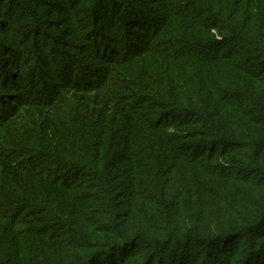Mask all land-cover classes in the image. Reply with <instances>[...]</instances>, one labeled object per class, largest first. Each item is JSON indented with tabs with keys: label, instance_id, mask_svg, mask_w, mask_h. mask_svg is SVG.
<instances>
[{
	"label": "rangeland",
	"instance_id": "374dc122",
	"mask_svg": "<svg viewBox=\"0 0 264 264\" xmlns=\"http://www.w3.org/2000/svg\"><path fill=\"white\" fill-rule=\"evenodd\" d=\"M2 1V11L27 57L44 40H36L34 34L41 37L49 25L40 21L47 14L40 11V6L51 0ZM175 3L169 6L173 11L181 6L182 13L188 12L189 15L182 16L184 21L196 17L203 24L200 26L221 28L212 31L215 38L207 42L206 32L193 20L196 24L188 35L195 41L193 44H198L196 52L200 57L213 63H205L210 64L206 67L195 61L198 59L182 62L177 57L166 78L170 75L178 79V88L166 79L165 93L160 95L168 105L144 102L151 112H142L143 115L165 129L166 144L140 141L134 145L131 157L119 149L108 150L102 156L91 153L87 142L91 141L93 146L97 140L94 115L99 103L87 106L70 95L59 113L60 125L73 138L69 149L41 152L40 160L25 156L36 154L31 146L33 133L24 129L35 131L36 124L30 121L13 125L17 134L2 145L18 161L24 159L30 165H41L54 171L58 179L74 181L89 175L91 184L96 182L97 187H102L103 193L97 190L92 194L106 201L97 214L80 220L73 215L66 219L53 212L42 218L49 221L48 234H66L61 241L67 254L78 262L87 259L83 264H264V85L255 81L258 79L255 69L246 70L250 77L235 68L232 60L236 53L225 54L237 49V41L229 35L234 32L245 41V50H238L254 59L257 53L251 48L264 49V30L260 27L264 17L253 18L251 23L228 0H175ZM65 6L69 9L66 12L83 27L94 22L98 15L115 29L131 18L156 31L162 29L164 6L160 1L66 0ZM166 27L164 24L161 38L166 45L159 44L156 50L161 55L176 53L178 49L181 52L182 40L189 41L187 36L171 37ZM147 36L143 32V39ZM118 37L120 45L127 44L126 48L132 49L124 33H118ZM54 38L56 42L63 41L58 36ZM44 42L41 44L44 51L54 52L52 42ZM193 44L181 53L192 54ZM120 48L109 52L110 61L119 57ZM218 55L223 57L212 59ZM37 62L40 63L30 59L27 78ZM85 66L87 69L91 64ZM73 77L79 80L90 75L79 73ZM129 79L130 76L125 81L114 79V87H123V91H130L133 101H139L137 96L142 87ZM48 91L51 96L47 94L46 98H51L54 91L50 88ZM118 91L122 94L121 89ZM42 94L46 92H35L39 98ZM178 106L185 112L175 111ZM166 120L178 123L168 125ZM109 143L112 149L113 144ZM125 159L135 160L137 169L144 171L146 182L136 188L114 183L116 178L109 176L108 171L120 174L128 168L123 164ZM118 198L128 203L126 208L115 203ZM0 200L4 201L2 197ZM14 202H10L7 211H15ZM65 225L73 228L61 230ZM249 230L251 233L243 232Z\"/></svg>",
	"mask_w": 264,
	"mask_h": 264
},
{
	"label": "trees",
	"instance_id": "16d2710c",
	"mask_svg": "<svg viewBox=\"0 0 264 264\" xmlns=\"http://www.w3.org/2000/svg\"><path fill=\"white\" fill-rule=\"evenodd\" d=\"M156 1H160L164 6L161 8L164 11L160 25L162 29L158 31L151 26L143 25L137 18L126 20L123 27L118 25L119 27L115 29L98 15L94 22L83 27L69 12H66L68 9L65 6L66 0L42 3L41 8L39 7L40 11L47 14L43 15L40 21L45 26L49 25L41 37L34 34L36 40L42 38L44 40H41L37 51L30 52L27 57L16 32L13 33L10 22H7V14L2 11L4 2L0 1V197L4 199V201L0 200V264H83L82 262H86L87 259L82 258L78 262L67 254L64 242L61 241L66 234H48L46 223L49 221L42 218L56 212L55 214L64 215L66 219L69 215H73L85 220L86 216L89 217L91 213L97 214L101 206L106 205L105 200L92 196L97 190L100 193H103V190L102 187H97L96 182L91 184L88 181L89 175L80 176L74 181L61 180L56 177L54 171L45 170L41 165H30L24 159L18 161L13 154L7 153L2 145L7 144L17 134L13 125L18 126L26 121L36 124L35 131L24 127L29 133H33L31 146L36 153L25 156H36L39 159L41 152L50 154V149L66 151L71 146L73 138H70L60 125L59 113L63 110L64 102L72 95L75 100L87 106L99 103L94 115L97 117L95 131L97 140L93 146L91 141L87 142L91 153L102 156L108 150L112 152L119 149L126 157H131L134 145L140 141H148L149 144L167 143L168 135L165 129L161 128L159 123L153 124L152 119H147L146 115H143L142 112L147 114L151 112L146 109L144 102L168 105V101L163 103L160 95L165 93L166 77L174 67L177 57L182 62L198 59L195 61L203 62L201 65L206 67L210 64L205 63H213V60L206 62L196 52L198 44H193L195 41L188 35L195 27L194 24L198 23V27L206 32L204 39L207 42L215 38L211 32L221 27L200 26L203 24L196 17L184 21L182 16L185 12L182 13L181 6L174 11L169 7L171 4H176L175 0H153ZM228 1L241 9L244 19L251 23L253 18L264 17V14H261L264 0ZM185 14L189 15L188 12ZM193 20L196 23H193ZM164 24L171 37L177 34L179 37L187 36L189 41L182 40L185 43L181 42L183 47L180 50L182 52L193 44L195 50L192 52L190 49L192 54H183L178 49L176 53L167 52L161 55L156 50L157 45H162L160 47L166 45L161 43ZM260 27L264 30V24ZM143 32L148 34L145 39ZM118 33H124L132 49L126 48L127 44L123 46V43L122 45L118 43L120 39ZM229 35L237 41V49L225 54L236 53L232 60L235 62V68L244 71L250 77L252 75L247 71L255 69L258 76L255 81L264 85V49L253 46L251 50L257 54L253 55L254 59H249L241 53L245 50L244 38L239 33L232 32ZM54 36H58L63 41L56 42ZM46 40L51 41L56 47L54 52L44 51L41 44ZM168 42L170 43V40ZM118 48H120L117 52L119 57L110 61L109 52ZM55 53H57L56 57ZM191 55L195 58H191ZM220 57L223 55L212 59H220ZM30 59L40 61L31 68L32 73L29 77L31 79L26 76ZM58 63H62V66L60 67ZM87 63L91 66L85 69ZM79 73H88L90 77L74 79L73 75ZM126 76L131 77L129 81L135 82L134 85L142 87L137 96L139 101H133L130 91H123V87H114V79L125 81ZM167 80L178 88V79L169 75ZM48 88L54 91L51 98H46L47 94L51 96ZM40 90H44L46 94H42L39 98L35 92ZM178 110L185 112L180 106L175 109ZM165 123L172 125L178 122L166 120ZM183 125L185 124H181ZM109 141L113 144L112 149L109 147ZM116 161L119 164L121 162L117 159ZM124 163L128 168L120 174L108 171L109 176H115L114 183L136 188L140 183L146 182L144 171L137 169L134 159L128 161L125 159ZM58 167L60 168V165ZM60 170L64 169L60 168ZM12 201L16 204L15 211L14 209L7 211V206H10ZM115 203L123 209L128 204L122 198L116 199ZM72 228V225H65L61 230ZM99 240L103 241V239Z\"/></svg>",
	"mask_w": 264,
	"mask_h": 264
}]
</instances>
